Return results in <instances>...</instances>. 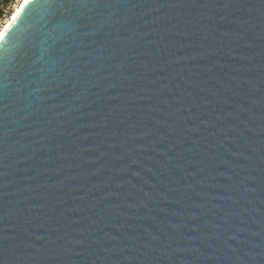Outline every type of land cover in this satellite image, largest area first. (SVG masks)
I'll return each mask as SVG.
<instances>
[{
    "label": "water",
    "instance_id": "1",
    "mask_svg": "<svg viewBox=\"0 0 264 264\" xmlns=\"http://www.w3.org/2000/svg\"><path fill=\"white\" fill-rule=\"evenodd\" d=\"M0 39V264H264V0H28Z\"/></svg>",
    "mask_w": 264,
    "mask_h": 264
},
{
    "label": "rangeland",
    "instance_id": "2",
    "mask_svg": "<svg viewBox=\"0 0 264 264\" xmlns=\"http://www.w3.org/2000/svg\"><path fill=\"white\" fill-rule=\"evenodd\" d=\"M22 0H12L11 3L4 8V15L0 20V28L6 22V20L10 17L11 13L16 9V7L20 4Z\"/></svg>",
    "mask_w": 264,
    "mask_h": 264
},
{
    "label": "bare ground",
    "instance_id": "3",
    "mask_svg": "<svg viewBox=\"0 0 264 264\" xmlns=\"http://www.w3.org/2000/svg\"><path fill=\"white\" fill-rule=\"evenodd\" d=\"M24 4H25V0H22L20 4L16 7V9L11 13L10 17L2 25V27L0 28V32L4 33L9 28V26L13 23L14 19L16 18L20 9L22 8Z\"/></svg>",
    "mask_w": 264,
    "mask_h": 264
},
{
    "label": "trees",
    "instance_id": "4",
    "mask_svg": "<svg viewBox=\"0 0 264 264\" xmlns=\"http://www.w3.org/2000/svg\"><path fill=\"white\" fill-rule=\"evenodd\" d=\"M12 0H0V20L4 15V8L11 3Z\"/></svg>",
    "mask_w": 264,
    "mask_h": 264
},
{
    "label": "snow or ice",
    "instance_id": "5",
    "mask_svg": "<svg viewBox=\"0 0 264 264\" xmlns=\"http://www.w3.org/2000/svg\"><path fill=\"white\" fill-rule=\"evenodd\" d=\"M25 3H27V0H25ZM4 34L2 32H0V39H3Z\"/></svg>",
    "mask_w": 264,
    "mask_h": 264
}]
</instances>
